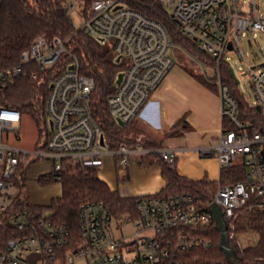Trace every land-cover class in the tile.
Listing matches in <instances>:
<instances>
[{"label":"built area","instance_id":"2783aa9c","mask_svg":"<svg viewBox=\"0 0 264 264\" xmlns=\"http://www.w3.org/2000/svg\"><path fill=\"white\" fill-rule=\"evenodd\" d=\"M83 1V23L77 31L111 44L126 68L116 91L108 97L110 115L125 125L142 115L153 92L174 67L170 55L171 38L166 26L131 7L125 0ZM173 5V14L182 33L217 59L215 73L221 99L222 130L215 146L221 170L233 165L246 168L237 182H219L210 200L204 202L192 192L139 197L137 215H113L103 200L86 201L78 214L79 235L50 216L39 218L32 211L28 197L19 192L17 177L27 173L29 163L41 158L52 161L49 173L60 180L65 161L99 168L107 155H122L128 163L147 150L142 144H122L117 150L107 147L106 137L96 122L91 105L95 79L81 73L80 62L69 47L71 37L48 38L38 35L21 54V64L0 67V88L20 75L24 64L47 71L61 65L51 83L47 98L48 131L44 143L25 149L8 142L23 114L0 103V264H230L210 251L212 240L205 234L215 225L212 204L219 205L230 231L241 209L252 201L264 210V132L250 128L239 117V103L220 76V62L234 50L245 59L242 32L264 33V13L257 0L244 10L241 0H160ZM77 4L68 2L69 12ZM232 45V49L229 45ZM254 104L261 106L264 117V68L248 64ZM38 78L37 71H29ZM228 119L233 127L223 128ZM102 139L105 145H102ZM166 163L175 165L174 149H159ZM205 153H211L206 150ZM241 156V160L237 158ZM21 170V171H20ZM133 224L134 229L127 230ZM10 230L15 235L10 237ZM205 232V233H204Z\"/></svg>","mask_w":264,"mask_h":264},{"label":"trees","instance_id":"16d2710c","mask_svg":"<svg viewBox=\"0 0 264 264\" xmlns=\"http://www.w3.org/2000/svg\"><path fill=\"white\" fill-rule=\"evenodd\" d=\"M129 5L163 23L168 29L173 45L183 47L194 59H201L216 68L217 59L203 50L196 42L182 33L181 26L172 18L173 13L167 10L160 0H125ZM69 0H0V67H10L21 64V54L28 49L38 35L44 34L48 38L62 36L71 37L69 47L76 54L80 62L81 73L95 79V88L91 94V105L96 122L101 126L107 147L117 150L122 144H142L145 147L160 148L161 143L152 141L149 137L135 134L133 123L120 125L109 112L108 97L117 89V78L126 68V60H117L114 47L109 43H102L95 37L77 31L68 9ZM91 0H85L89 5ZM193 78L219 92L216 83L217 74L210 77L199 70L181 66ZM231 65L224 60L220 62V76L222 82L228 86L230 93L239 103V117L250 128H257L264 132V117L254 104L249 102L239 89V83L230 72ZM26 75H20L0 88V103L14 108L23 115H30L39 128L40 134L48 131L49 115L47 98L51 91V83L61 69L60 64L47 71H40L37 65L24 64ZM37 71L38 78L32 77L29 71ZM233 127L228 119L223 120V128ZM151 161L160 164L165 186L158 194L168 195L181 192H192L201 197L204 202L211 199L219 182L230 183L242 180L246 168L233 165L229 169L221 170L220 181L212 180L207 175L201 179H193L179 173L175 166L164 161L160 153L151 154ZM122 155H115V165L120 180L127 178L124 166L121 164ZM31 167L28 164L26 169ZM125 172V173H124ZM17 177L19 192L26 194L27 173ZM60 181L61 194L52 199L50 205H28L43 218L45 210L52 211L50 218L66 224L73 235H79L78 214L80 205L86 201L103 200L113 215L120 217L125 214L137 215V202L140 196H122L118 190H112L107 182L100 178L98 168L70 164L65 161L60 180L52 173L40 175L38 182ZM253 233L258 235L255 243L241 246L236 237L229 238V245L241 259L240 264H264V210L252 201L239 212L229 232ZM205 233V232H204ZM212 240L210 251L215 257L227 261L220 248L221 234L215 225L206 232ZM15 235L10 230V237ZM229 235V233H228Z\"/></svg>","mask_w":264,"mask_h":264},{"label":"crops","instance_id":"0c3cea01","mask_svg":"<svg viewBox=\"0 0 264 264\" xmlns=\"http://www.w3.org/2000/svg\"><path fill=\"white\" fill-rule=\"evenodd\" d=\"M164 81L153 92L142 115L133 122L135 134L141 137L148 135L152 141L161 143L162 146L146 147L147 150L136 154L134 160L128 163L121 161L123 171L127 173V178L121 180L122 186L115 182L112 187L108 180L101 177L98 168L100 178L107 182L112 190H118L122 196L154 194L165 186L161 166L152 162L150 155L155 151L160 153L159 149L163 148L176 151L174 166L180 174L193 179H201L207 175L212 180L220 181L221 168L215 156V147H212L213 141L218 140L222 130L219 92L193 78L182 67L174 72L171 81ZM21 123L17 126L19 132ZM192 150L197 151L204 159L199 160L201 166L194 174H187L186 162L197 156L190 155ZM206 150L211 153H205ZM101 167L105 172L113 169L118 177L115 156L107 155ZM40 175L42 174L38 177Z\"/></svg>","mask_w":264,"mask_h":264},{"label":"rangeland","instance_id":"374dc122","mask_svg":"<svg viewBox=\"0 0 264 264\" xmlns=\"http://www.w3.org/2000/svg\"><path fill=\"white\" fill-rule=\"evenodd\" d=\"M252 0H241L244 4V10H247L248 3ZM73 3L77 4V8L70 12L74 25L79 28L83 23V1L81 0H72ZM259 4V11L264 13V0H257ZM167 10L170 13H173L174 6H167ZM242 41L241 45L244 50L245 59L241 58V56L234 50L227 53L224 57V60L227 61L231 67L234 69L236 78L239 80V89L244 94L245 98L254 103L256 101V97L252 87V77L248 72V64L251 66H256L257 70H261L264 68V33L254 32L251 33L249 31L242 32ZM170 55L174 59L175 65L169 75L166 77L164 83L171 81L174 77V72L181 68V66H185L190 69L199 70L200 73H204L210 77L215 76V68L211 66L208 62H205L201 59H194L189 52H187L183 47L178 45H172L170 50ZM121 73V72H120ZM152 98V96H151ZM20 136L21 139L16 140L15 132H10L8 134V142L11 144H18L19 147L25 149H33L36 145L41 146L46 139V130L43 131V134H40L39 128L37 127L35 121L32 119L30 115H24L22 118V123L20 126ZM218 140H214L212 143V147L217 146ZM190 155L195 158H191L186 162L185 172L187 174H194L197 169H199L200 159H204L201 155L192 150L189 152ZM207 159V158H205ZM211 159V157L209 158ZM241 156L237 158V161L241 160ZM52 161L47 158H41L31 163V167L27 169V177L26 180V194L28 196L29 202L31 204L50 205L53 198L60 196L62 188L60 181L48 182L46 184H41L38 182L39 174H47L51 171ZM21 171V170H20ZM99 172L102 178L109 181L112 187L115 186V182L122 186V182L115 174L114 170L104 171L103 167H99ZM98 172V173H99ZM218 172L216 173V178H218ZM21 175H20V177ZM52 211L47 209L44 211L43 216H50ZM134 229V225L131 224L127 230ZM236 239L241 246H247L249 244L255 243L258 239L257 234L253 233H237ZM77 264H88L86 260H81Z\"/></svg>","mask_w":264,"mask_h":264},{"label":"water","instance_id":"95a60500","mask_svg":"<svg viewBox=\"0 0 264 264\" xmlns=\"http://www.w3.org/2000/svg\"><path fill=\"white\" fill-rule=\"evenodd\" d=\"M172 18L177 21L178 23H180L176 16L173 14ZM229 48L232 49V45H229ZM117 60H120V57L117 58ZM264 65V63L262 64ZM256 68V66H254ZM231 74L233 75V77H235L236 81L239 83V80L236 78L234 69L231 68L230 69ZM123 77V73H119L118 78H117V84H120L121 80ZM257 110L259 112H261V106L257 105ZM118 123L122 126H125V122L122 121L121 119H118ZM102 145H105L103 139H102ZM211 210L213 212L214 215V219H215V224L217 229L219 230L220 234H221V240H220V248L221 250L224 252L227 261L230 264H240L241 263V259L237 256L236 252L233 250V248L229 245V235H228V222L226 221L224 214H223V210L222 208L217 205V204H212L211 206Z\"/></svg>","mask_w":264,"mask_h":264}]
</instances>
